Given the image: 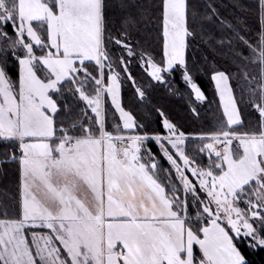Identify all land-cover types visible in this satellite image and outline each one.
Returning <instances> with one entry per match:
<instances>
[{"label":"snow or ice","instance_id":"obj_1","mask_svg":"<svg viewBox=\"0 0 264 264\" xmlns=\"http://www.w3.org/2000/svg\"><path fill=\"white\" fill-rule=\"evenodd\" d=\"M227 7L0 0V264H251L264 248V0ZM201 43L231 65L213 57L211 98ZM177 73L196 118L215 113L207 128L152 102L156 83L178 92Z\"/></svg>","mask_w":264,"mask_h":264},{"label":"trees","instance_id":"obj_2","mask_svg":"<svg viewBox=\"0 0 264 264\" xmlns=\"http://www.w3.org/2000/svg\"><path fill=\"white\" fill-rule=\"evenodd\" d=\"M223 2L226 5H229V7L225 8V11L231 10L230 6L233 3V0H223ZM246 2L251 5L255 6L256 0H246ZM248 15L254 17L256 19L254 13L249 12ZM253 24V23H252ZM256 25V24H253ZM151 36L152 40L150 41V44L152 47L156 48L158 51L161 49V43L159 39L158 33L155 31V29L151 30ZM194 55L197 60V62L200 64V66L203 68V71L197 74V80L201 84V87L204 89L206 94L211 98L215 95L214 92V81L211 79V71L212 68V59L215 57L216 64L227 70V68L231 67L228 60L225 58L215 55L211 48L206 46L205 44L201 43L199 48L194 49ZM205 55H207V61H205ZM143 70L141 65H137L133 69V73H139ZM139 78V77H137ZM176 84L178 86V92L183 93V95L178 94L177 90H170L171 85H165L163 83H156L153 93H152V102L158 106H163L166 111H168L177 122L184 124L186 128H207L208 120H210L215 113L206 112L207 105H204V110H200V118L197 119L195 114H193L189 107V100L191 98V101L193 104H196V101L192 94L190 93L188 87L185 83H183L179 79V73H177V79ZM125 99H129L132 97V92L125 91L124 92ZM215 103V101H214ZM131 107L138 108L139 109V116L144 117L145 122L152 123L154 125L159 124V120L157 117V114L154 110L150 108H145L143 105H139L137 103H133L130 105ZM162 130V129H161ZM154 152H158V146L155 143V141H152L149 145ZM3 147V142L0 141V148ZM162 159H164L162 157ZM168 162L166 159H164V167L167 168ZM248 256L251 260V264H264V248L258 249V250H248Z\"/></svg>","mask_w":264,"mask_h":264},{"label":"rangeland","instance_id":"obj_3","mask_svg":"<svg viewBox=\"0 0 264 264\" xmlns=\"http://www.w3.org/2000/svg\"><path fill=\"white\" fill-rule=\"evenodd\" d=\"M228 1V0H227ZM249 16V20H250V22L251 23H253V24H256V19H254V17H252V16H250V15H248ZM142 66V65H141Z\"/></svg>","mask_w":264,"mask_h":264}]
</instances>
